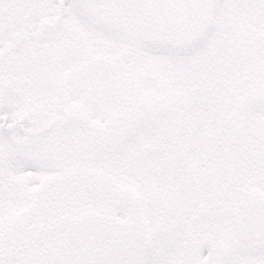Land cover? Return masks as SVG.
Instances as JSON below:
<instances>
[{"label": "snow or ice", "instance_id": "snow-or-ice-1", "mask_svg": "<svg viewBox=\"0 0 264 264\" xmlns=\"http://www.w3.org/2000/svg\"><path fill=\"white\" fill-rule=\"evenodd\" d=\"M0 264H264V0H0Z\"/></svg>", "mask_w": 264, "mask_h": 264}]
</instances>
